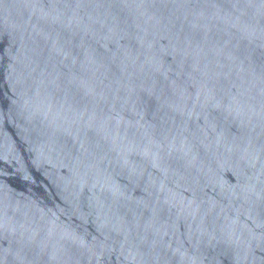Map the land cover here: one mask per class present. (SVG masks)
<instances>
[{
  "label": "water",
  "instance_id": "water-1",
  "mask_svg": "<svg viewBox=\"0 0 264 264\" xmlns=\"http://www.w3.org/2000/svg\"><path fill=\"white\" fill-rule=\"evenodd\" d=\"M0 264H264V0H0Z\"/></svg>",
  "mask_w": 264,
  "mask_h": 264
}]
</instances>
